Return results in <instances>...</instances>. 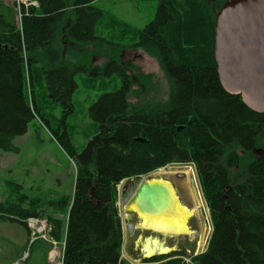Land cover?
<instances>
[{
  "label": "trees",
  "instance_id": "obj_1",
  "mask_svg": "<svg viewBox=\"0 0 264 264\" xmlns=\"http://www.w3.org/2000/svg\"><path fill=\"white\" fill-rule=\"evenodd\" d=\"M34 1L19 5L18 25L15 7L0 0V150L17 151L14 139L35 117L49 126L39 97L43 83L45 96L63 107L64 129L52 130V136L72 158L75 180L71 194L41 200L21 194L16 201H0V220L28 231V218L45 217L49 236L63 242L62 264H125L116 185L170 163L192 162L212 230L205 250L191 262L264 264V111L252 110L221 84L214 30L226 0H158L143 28L122 23L137 34L129 45L97 33L104 13L94 0ZM86 45L142 49L163 71L167 99L131 104L134 76L128 71L134 65L123 66L116 55L92 65L64 53L65 46ZM77 72L113 73L121 80L118 89L90 104L97 129L80 150L65 124L73 111ZM185 254L171 251L143 262L185 264Z\"/></svg>",
  "mask_w": 264,
  "mask_h": 264
},
{
  "label": "rangeland",
  "instance_id": "obj_2",
  "mask_svg": "<svg viewBox=\"0 0 264 264\" xmlns=\"http://www.w3.org/2000/svg\"><path fill=\"white\" fill-rule=\"evenodd\" d=\"M15 7L18 12L17 22L20 24L19 4L24 6L36 5L34 0H3ZM25 3V4H24ZM158 0H94L92 5L102 9L103 17L97 24V33L108 41L132 44L137 40V34L122 23H128L130 28L141 29L154 17ZM113 18L117 19L114 23ZM67 57H81L92 65H102L108 58L116 55L123 66L132 63L134 67L128 71L134 76L132 91L129 94L131 104L137 105L144 100H166L168 97V82L159 67L157 60L142 49L128 48L121 51L110 49L105 45H86L82 47H64ZM143 78L138 80V75ZM77 87L72 95L73 111L67 115L65 124L71 142L80 150L87 139L95 133L97 123L88 114L90 104L107 91H113L121 86L117 74H75ZM142 82V83H141ZM40 100L43 106L42 114L49 120V126L35 117L28 123L27 131L14 139L17 151L0 150V201L17 200L21 194L31 198L46 199L57 194H71L75 180V165L59 142L52 136L53 131H63L60 124L62 104L53 102L45 96L44 84L39 85ZM141 87L143 91L137 90ZM184 166L191 167L195 182H189L185 173L179 172ZM168 173L162 176L145 174L143 177L122 179L116 186V206L121 219L123 242L121 257L127 264H142V244L146 237H154L171 247L170 251H184L181 255L185 264L191 262V256L205 250L212 224L209 210L202 205L194 209L193 191H201L194 164H167L163 167ZM178 171V172H177ZM161 178L169 181L179 197L180 203L194 209L192 216L187 219L191 234H169L144 229L139 226L141 218L133 211L125 209L128 200L134 194L141 180ZM21 185V186H19ZM194 188V190H193ZM27 201V200H26ZM38 224H47L45 217L36 218ZM35 219V220H36ZM206 228L204 244L198 248L202 227ZM20 224L9 219L0 220V264H62L63 242L51 243L37 234H33ZM25 230L27 233H25ZM40 240V241H37ZM42 240V241H41ZM34 241V242H33ZM34 243L31 248V243ZM15 253L19 256L11 260ZM161 253H156L157 255ZM25 255V258L23 257ZM152 256V255H151Z\"/></svg>",
  "mask_w": 264,
  "mask_h": 264
},
{
  "label": "water",
  "instance_id": "obj_3",
  "mask_svg": "<svg viewBox=\"0 0 264 264\" xmlns=\"http://www.w3.org/2000/svg\"><path fill=\"white\" fill-rule=\"evenodd\" d=\"M214 56L225 90L240 95L252 110L263 112L264 0H226L223 3L215 21ZM135 140L144 141L138 137ZM205 204L208 209L206 201ZM183 207L173 185L161 178L141 180L125 205L126 210L140 218H164L172 225L181 220Z\"/></svg>",
  "mask_w": 264,
  "mask_h": 264
},
{
  "label": "bare ground",
  "instance_id": "obj_4",
  "mask_svg": "<svg viewBox=\"0 0 264 264\" xmlns=\"http://www.w3.org/2000/svg\"><path fill=\"white\" fill-rule=\"evenodd\" d=\"M178 172V171H177ZM181 173H185L188 176L189 182H195L193 175L194 172L192 168L189 166H184L182 170H179ZM168 173L164 170V168L156 169L149 174L152 176H162L164 174ZM194 190V188H193ZM192 199L195 203L194 209L196 208L199 210V208L202 205H205V199L200 191H193L192 192ZM194 209L188 208L187 206L182 208L181 212V220L179 222L174 223L172 225L169 221L165 220L164 218H156V219H148V218H141L139 226L144 229H151L153 231L162 232V233H169V234H191L193 233L192 230L189 229L187 226L186 219L191 216ZM183 215V220H182ZM206 228L202 227L201 234H200V241L198 242V248H200L205 241V233ZM171 247L164 245L163 242L159 241L157 238L154 237H146L144 239V242L142 244L141 250L143 256H151L156 253H165L170 251ZM146 264V263H142Z\"/></svg>",
  "mask_w": 264,
  "mask_h": 264
},
{
  "label": "built area",
  "instance_id": "obj_5",
  "mask_svg": "<svg viewBox=\"0 0 264 264\" xmlns=\"http://www.w3.org/2000/svg\"><path fill=\"white\" fill-rule=\"evenodd\" d=\"M19 9H20V7H19ZM36 218H38V217H30V218L27 219V225H29L30 228L33 230V234H37L38 236L43 237L44 239L50 241L51 243H56V240H54V238L50 237L49 234H48V232L50 230V225L42 224V223L38 224L39 221ZM23 257L25 258V255ZM151 264H160V263L159 262H154V263H151Z\"/></svg>",
  "mask_w": 264,
  "mask_h": 264
},
{
  "label": "crops",
  "instance_id": "obj_6",
  "mask_svg": "<svg viewBox=\"0 0 264 264\" xmlns=\"http://www.w3.org/2000/svg\"><path fill=\"white\" fill-rule=\"evenodd\" d=\"M25 233H27V231L25 230ZM19 256V253L16 255V253H15V255L13 256V257H11L12 259L11 260H14L15 258H17Z\"/></svg>",
  "mask_w": 264,
  "mask_h": 264
},
{
  "label": "flooded vegetation",
  "instance_id": "obj_7",
  "mask_svg": "<svg viewBox=\"0 0 264 264\" xmlns=\"http://www.w3.org/2000/svg\"><path fill=\"white\" fill-rule=\"evenodd\" d=\"M154 262H159V263H162L163 260H158V261H154ZM154 262H149V263H154Z\"/></svg>",
  "mask_w": 264,
  "mask_h": 264
}]
</instances>
